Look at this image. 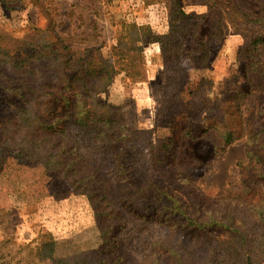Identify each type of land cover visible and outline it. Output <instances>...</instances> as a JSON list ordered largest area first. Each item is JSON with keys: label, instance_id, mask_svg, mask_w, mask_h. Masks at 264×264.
<instances>
[{"label": "trees", "instance_id": "1", "mask_svg": "<svg viewBox=\"0 0 264 264\" xmlns=\"http://www.w3.org/2000/svg\"><path fill=\"white\" fill-rule=\"evenodd\" d=\"M0 1L8 6L12 0ZM226 1L231 20L217 18L204 37L205 15L187 12L183 0H168L169 30L151 35L150 41L161 43L159 56L168 74L159 86L167 102L158 107V114L168 116L170 135L129 129L121 108L99 98L117 74L132 79L141 75L133 47L115 45L111 57L94 47L72 52L51 14L47 27L31 25L21 37L0 32V89L5 93L0 96V158L8 154L52 170L73 192L96 199L98 215L117 223L165 224L170 217L181 224L174 226V241L159 238L140 251L124 250L122 237L106 239L98 249L105 256L97 261L56 257L53 237L35 248L16 245L5 251L9 238L0 241V264H264V193L250 203L252 219L245 217L242 203L231 206L222 199L211 209L208 197L177 164L181 137H195L190 123L203 122L202 134L218 131L222 148L246 139L250 162L244 168V187L264 191V124L258 116L264 115V0H259L260 12L252 14L237 0ZM229 28L244 35L237 52L240 73L228 79L234 87L216 93L211 59ZM142 29L145 35L150 31ZM184 54L198 73L191 82ZM5 65L13 76L6 75ZM84 148L99 152L103 160L88 158Z\"/></svg>", "mask_w": 264, "mask_h": 264}, {"label": "rangeland", "instance_id": "2", "mask_svg": "<svg viewBox=\"0 0 264 264\" xmlns=\"http://www.w3.org/2000/svg\"><path fill=\"white\" fill-rule=\"evenodd\" d=\"M237 1L250 14L260 12L259 0ZM167 2L155 0L147 4L144 0H12L7 6L0 1V32L6 31L21 37L31 25L47 27L50 19L47 14H51L59 34L70 45L72 52L78 53L94 47L100 48L105 57H111L115 45L133 47L141 75L132 79L125 77L124 73L117 74L99 98L121 108L129 129L170 135L168 116H164L163 112L158 114V107L167 102L159 86L166 81L168 74L163 70L159 56L161 43L150 41L152 34L160 36L169 30ZM183 5L187 12L205 15L201 27L204 37L212 29L214 20L222 17L228 21L233 14L226 0H183ZM143 27H149L147 35ZM243 42L244 35L235 28H229L226 36L221 39L220 49L211 59V74L215 82L213 90L216 93H224L234 87L233 83L228 84V79L240 73L237 52ZM191 44L187 52L196 46V42ZM261 51L264 54V47ZM182 61L186 68L192 70L187 54L183 55ZM5 72L6 75H14L8 65H5ZM191 73L189 81H194L198 73L193 70ZM3 91L0 89V96H4ZM251 98L244 104L245 108L250 105ZM158 100L163 102L159 103ZM258 116L261 118L260 124H264V115L259 113ZM190 125L194 128L195 137L184 134L181 137L178 167L208 197L207 203L212 206L211 209L213 206L216 208L214 203L222 199L230 202L231 206L242 203L240 209L246 218L252 219L250 208L253 206L250 203H257L264 191L261 187L253 190L244 187V168L250 162L246 139H238L232 145L222 148V137L218 131L211 129L202 134L203 122L192 121ZM84 150H88V158H96L98 162L103 160L98 151L94 153L90 149ZM149 150L150 146L145 150L148 164ZM4 157L7 159L2 160ZM8 157L7 154L0 158V241L10 238L5 251L8 248L16 249V245L35 248L47 237H53L56 257L97 261L105 256L98 249L103 247L104 240L112 237L124 238V250L131 251L134 248L140 251L141 248L150 247L159 238H168L167 242L175 240L174 226H180V221H170L169 217V222L165 224L148 220L146 223L135 220L127 224L124 221L117 223L107 215H98L95 207L99 206L97 200L73 192L62 176L46 170L36 162L25 159L17 161ZM108 163L110 165V161ZM109 165L107 171L113 177L115 171ZM195 199L196 196L190 197L193 202ZM123 215L132 218L131 213L123 212ZM116 224L123 228L115 227ZM37 264L54 263L47 260Z\"/></svg>", "mask_w": 264, "mask_h": 264}]
</instances>
